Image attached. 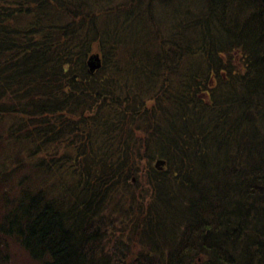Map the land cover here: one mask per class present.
<instances>
[{
	"label": "trees",
	"instance_id": "obj_1",
	"mask_svg": "<svg viewBox=\"0 0 264 264\" xmlns=\"http://www.w3.org/2000/svg\"><path fill=\"white\" fill-rule=\"evenodd\" d=\"M155 1L0 0V264H264L262 0H199L167 26ZM216 26L233 55L208 48L206 75ZM95 53L105 88L78 90Z\"/></svg>",
	"mask_w": 264,
	"mask_h": 264
},
{
	"label": "rangeland",
	"instance_id": "obj_2",
	"mask_svg": "<svg viewBox=\"0 0 264 264\" xmlns=\"http://www.w3.org/2000/svg\"><path fill=\"white\" fill-rule=\"evenodd\" d=\"M197 1L199 0H170L168 2H166L162 7H161V1H155L153 3V5H155V10H154V16L156 18V16L159 17V23L162 25V26H167L166 24H168L171 20L172 17L174 16H178V15H181L182 14V10L184 12H188L189 9L191 10H194L195 7L197 6ZM252 2H254V0H252ZM161 8V11L159 10ZM106 24H105V27L103 28L102 26H100L101 29L104 30V32H106L108 30V19H106L104 21ZM21 25H23L25 23V19H21L20 21ZM240 24V21H237L236 23V28L238 27V25ZM150 32V30H149ZM223 29L220 28L219 26H216L212 33H207L205 34V36H202L201 40L202 41H206L205 43V46L203 47V42L201 41L200 43V53H199V56L204 52L205 55H206V58L204 57V62H205V65H206V70L203 71L206 75L209 74V72L211 71L210 69V61H213V57L209 54H208V48H210V51H213L215 49H220L224 52V55L226 56V60L228 62H230L231 60V57L233 55V51H229V47L231 46V40L225 36V39H223ZM107 33V32H106ZM125 32L122 31L121 29L118 30V32H111V33H107V34H110L111 35V38L114 39V40H121L123 39V37H121ZM141 35H142V32H141ZM214 36H218L216 38V40L214 39ZM184 37H188V38H192L191 36H184ZM139 38V37H138ZM171 38V35H164V39L165 40H168ZM140 39H142V37L140 36ZM196 39V38H195ZM199 41V39H198ZM207 48V49H205ZM235 54V53H234ZM203 56V55H202ZM237 58H240V57H237ZM180 67H184L183 65H181ZM131 68V67H129ZM9 123V119L5 118L4 120L0 121V125L2 127V129H4ZM263 151V150H262ZM264 158V153H263V156ZM157 171V170H155ZM255 171V170H254ZM163 174H167L165 172V170L162 172ZM256 173V171H255ZM252 183V182H251ZM255 183V181H254ZM253 183V185H254ZM48 184H58V182L55 180V179H52L48 182ZM139 188H140V191H142L144 188H145V185L144 183H141L139 185ZM252 197H253V193H252ZM146 201H140L139 203H145ZM252 203H253V200H252ZM114 219L117 218V215L114 214L112 216ZM256 218V216H255ZM111 221H114L112 218H110ZM124 233H129L130 232V229H125V230H122ZM121 232V233H123Z\"/></svg>",
	"mask_w": 264,
	"mask_h": 264
},
{
	"label": "water",
	"instance_id": "obj_3",
	"mask_svg": "<svg viewBox=\"0 0 264 264\" xmlns=\"http://www.w3.org/2000/svg\"><path fill=\"white\" fill-rule=\"evenodd\" d=\"M164 165H165V162L163 160H159L156 166H157V168H161Z\"/></svg>",
	"mask_w": 264,
	"mask_h": 264
}]
</instances>
